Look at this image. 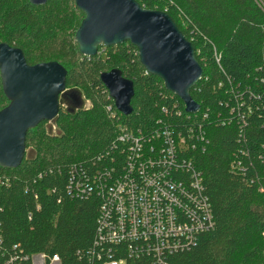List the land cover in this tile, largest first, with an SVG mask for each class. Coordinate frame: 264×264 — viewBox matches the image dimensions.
I'll list each match as a JSON object with an SVG mask.
<instances>
[{
  "label": "trees",
  "instance_id": "16d2710c",
  "mask_svg": "<svg viewBox=\"0 0 264 264\" xmlns=\"http://www.w3.org/2000/svg\"><path fill=\"white\" fill-rule=\"evenodd\" d=\"M136 1L172 18L203 70L190 91L200 105L193 116L195 149L180 158L200 174L214 224L165 264H264V13L254 0ZM82 19L74 0L44 6L0 0V43L21 49L29 65L56 61L68 73L52 121L57 133L46 132V122L28 130L20 166L0 168V264H32L34 255L44 264L53 256L60 264L123 259V250L111 246L98 249L99 258L92 255L104 196L119 166L128 164L114 146L117 125L147 135L158 120L187 115L180 99L144 70L129 42L80 55L74 36ZM112 69L133 82L128 117L114 110L100 82ZM7 104L0 84V109ZM145 143L134 166H148L154 157L148 148L155 140ZM152 263L144 254L126 264Z\"/></svg>",
  "mask_w": 264,
  "mask_h": 264
},
{
  "label": "water",
  "instance_id": "95a60500",
  "mask_svg": "<svg viewBox=\"0 0 264 264\" xmlns=\"http://www.w3.org/2000/svg\"><path fill=\"white\" fill-rule=\"evenodd\" d=\"M28 2L44 6L48 0ZM74 5L83 14L74 36L80 55L94 57L101 46L129 42L137 49L144 70L180 99L186 113L200 111L190 91L201 80L203 70L192 44L166 12L145 9L136 0H74ZM67 74L56 61L29 65L21 49L0 43V84L8 101L0 109L1 169L18 168L25 156L28 130L57 117ZM99 79L116 111L130 116L133 82L119 69L103 72ZM36 256L31 257L32 264Z\"/></svg>",
  "mask_w": 264,
  "mask_h": 264
},
{
  "label": "built area",
  "instance_id": "2783aa9c",
  "mask_svg": "<svg viewBox=\"0 0 264 264\" xmlns=\"http://www.w3.org/2000/svg\"><path fill=\"white\" fill-rule=\"evenodd\" d=\"M254 1L264 13V1ZM186 114L182 117L178 112L173 121L158 120L147 135L118 123L114 146L121 147L128 164L119 166L104 196L92 255L99 258L97 250L111 246L122 249L124 258L97 264H126L144 254L151 257L152 264H165L169 255L189 248L212 229L214 219L202 178L190 160L180 158L195 149L192 140L197 138L193 117L197 113ZM181 119L186 122L176 126ZM148 138L156 142L148 148L154 157L144 161L148 166L142 162L134 166L143 156ZM52 262L60 264L56 256Z\"/></svg>",
  "mask_w": 264,
  "mask_h": 264
},
{
  "label": "rangeland",
  "instance_id": "374dc122",
  "mask_svg": "<svg viewBox=\"0 0 264 264\" xmlns=\"http://www.w3.org/2000/svg\"><path fill=\"white\" fill-rule=\"evenodd\" d=\"M104 51H106V48H105V47L100 48V50H99L100 53H99V54L104 53ZM6 103H7V102H6ZM82 104H83L85 107L89 106V103H88V102H85L84 100H82ZM63 105H64V104H63ZM44 127H45L46 132H48V133H50V134H52V135H54V134L57 133L56 126H55V124L52 123V121H51V122H46V123L44 124ZM35 264H44V260H42V259L40 258V256L38 255V256H36V258H35ZM51 264H57V263H53V262H52Z\"/></svg>",
  "mask_w": 264,
  "mask_h": 264
}]
</instances>
